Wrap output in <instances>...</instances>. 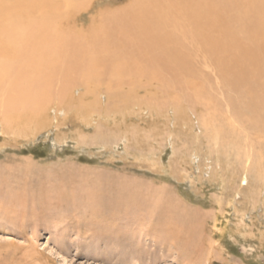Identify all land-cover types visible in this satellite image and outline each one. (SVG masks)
I'll use <instances>...</instances> for the list:
<instances>
[{"label": "rangeland", "instance_id": "374dc122", "mask_svg": "<svg viewBox=\"0 0 264 264\" xmlns=\"http://www.w3.org/2000/svg\"><path fill=\"white\" fill-rule=\"evenodd\" d=\"M76 1L72 7L66 0L41 5L32 17L51 12L49 28H60L59 17L80 13L74 30L90 25L81 36L101 39L109 29L108 11L140 13L145 6L154 12L152 2L158 0ZM194 1L202 13L209 6L215 12L217 3L232 4L222 13L226 23L229 18L246 23L259 11L254 8L259 0ZM192 3L160 0L159 10L185 38V27L220 26L217 13L195 25ZM232 23L227 25L243 28ZM207 37L217 40L219 33L207 31L189 41L203 44ZM72 45L80 51V41ZM83 46L96 47L90 41ZM11 55L2 52V61ZM97 80L91 96L81 86L63 89L68 105L52 100L24 126L4 130L0 121V130L8 133H0V264H264V131H259L264 125L256 130L239 122L206 77L201 85L211 89L210 103L201 96L199 102L190 90L169 102L174 91L165 94L147 86L149 81L131 92L130 80L117 89L108 77ZM171 221L183 224L188 232L183 238L190 239L174 241L164 231Z\"/></svg>", "mask_w": 264, "mask_h": 264}, {"label": "bare ground", "instance_id": "6f19581e", "mask_svg": "<svg viewBox=\"0 0 264 264\" xmlns=\"http://www.w3.org/2000/svg\"><path fill=\"white\" fill-rule=\"evenodd\" d=\"M54 1L56 0H0V121L4 125V130L18 126V123L24 126L35 112L41 113L45 110L47 103L52 100L57 102V106L68 105L69 101H66L63 89L70 85L84 87L86 96H91L98 86L97 77H100V81L108 77L111 84L115 83L116 89L120 88L124 79L130 80L128 84L129 87L132 86L131 92L139 91L142 88L139 84L149 81L147 86L154 85L155 88L158 86L164 90V93L166 92L165 94L174 91L168 95L169 102L180 98L182 100L186 97L184 95H188L186 92L190 90L198 100L202 101L205 97L206 103H210L212 91L209 87L204 88L205 85L201 83L213 79L218 91L223 94L228 107L232 110L233 116L238 118L239 122L245 121L256 130L262 124L264 125V0H259L254 5V8L259 11L248 22L227 19V23L235 22L232 24L236 27L243 25L241 30L229 27L222 18V13L233 9L232 4L217 3L215 12L211 10L209 4H206L209 7L204 8L205 12L202 13L201 6L199 4L196 6L194 4L196 1L192 0L196 17L192 15L191 19L195 25L206 23L205 17L213 13L221 17L218 18L221 24L219 23L218 28L196 27L189 31L185 27L187 38L176 30V25L172 24L173 21L166 18L168 14L159 10L163 8L160 0L152 2L156 8L154 12H146L145 6L140 8V13L131 8L106 11L108 16L105 18L104 25L109 29L104 32L101 39L97 36L88 37V39H85V35L81 36L88 32L90 25L84 27L82 24L83 27L74 30L71 24L80 20L77 19L80 13L71 11L64 17H59L60 20L57 23L64 24V27L60 28L53 26L49 28V19L51 21L55 17L51 12L46 13L43 18L32 17L34 9L41 5L52 6ZM66 1L70 7L77 2L76 0ZM210 3L213 4L212 1ZM76 6L81 12V6ZM6 15L10 18H5ZM70 17L73 19H68ZM183 17L184 21L188 19L187 14ZM200 17L202 19L199 21ZM95 19L92 16L88 23L94 22ZM25 23L30 27L22 30ZM211 30L219 33L217 40L207 37L203 44L189 41V38L198 41L199 37ZM94 33L96 32L89 34ZM76 41H80V51L70 49ZM89 41L95 44V49L86 47L83 50L82 48L85 47L83 45H87ZM7 49L13 55L3 62L1 53ZM55 87H57L56 91ZM151 90L153 89L150 88L147 91ZM4 130H0V133L7 135V131ZM259 131L262 132L264 129L260 128ZM11 136L16 138V131ZM239 137L237 136L238 139ZM30 172L33 173V171ZM30 176L33 177L31 173ZM15 179L17 182V178ZM22 182L20 180L17 183L20 185ZM16 196L19 197V195ZM35 200L37 202V199ZM159 204L162 205L161 202ZM24 205L27 204L24 203ZM171 223L175 225L172 227ZM171 223L170 228H165L164 231L170 232L174 241L179 242L181 238L184 239L183 236L188 235V232L186 233L182 228L183 224L179 223V226L174 221ZM188 239L190 238L184 240Z\"/></svg>", "mask_w": 264, "mask_h": 264}]
</instances>
